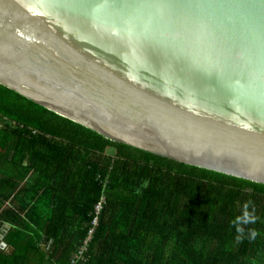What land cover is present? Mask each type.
Masks as SVG:
<instances>
[{"label": "water", "instance_id": "obj_1", "mask_svg": "<svg viewBox=\"0 0 264 264\" xmlns=\"http://www.w3.org/2000/svg\"><path fill=\"white\" fill-rule=\"evenodd\" d=\"M0 84L117 142L264 184V0H0Z\"/></svg>", "mask_w": 264, "mask_h": 264}, {"label": "trees", "instance_id": "obj_2", "mask_svg": "<svg viewBox=\"0 0 264 264\" xmlns=\"http://www.w3.org/2000/svg\"><path fill=\"white\" fill-rule=\"evenodd\" d=\"M3 181H25L0 207L13 197L33 256L44 237L62 250L49 264L71 263L102 197L81 264H264V184L117 142L0 84Z\"/></svg>", "mask_w": 264, "mask_h": 264}, {"label": "crops", "instance_id": "obj_3", "mask_svg": "<svg viewBox=\"0 0 264 264\" xmlns=\"http://www.w3.org/2000/svg\"><path fill=\"white\" fill-rule=\"evenodd\" d=\"M31 175L32 173H29V176ZM24 183L25 181H22L20 183V187L14 192H11L12 190L10 184L7 181H3V187H0L1 201H3L4 197L8 194H12L13 197L16 196L17 191L22 188ZM12 198L10 200L4 201V204L2 207H0V264H49L47 263V259L51 256L54 260L60 259L62 256V250L57 249L48 237H44L43 242L41 243V249L44 255L39 260V258L33 256L30 249L31 237H29L28 244H26L22 242L21 236H16L17 232H19L20 235L21 232L24 234L27 232L23 230L26 228V226L22 227L23 221L20 220V218L25 219V215L20 214L17 216V214H19L18 209L20 208H15L10 205L9 202L12 200ZM8 207L11 208V213L14 215L7 216L8 218L5 219L2 217V213L3 210ZM3 243L6 245L2 246ZM44 243L46 244L45 246ZM46 251H49V254H47ZM52 264L57 263L54 262Z\"/></svg>", "mask_w": 264, "mask_h": 264}, {"label": "built area", "instance_id": "obj_4", "mask_svg": "<svg viewBox=\"0 0 264 264\" xmlns=\"http://www.w3.org/2000/svg\"><path fill=\"white\" fill-rule=\"evenodd\" d=\"M105 201H106V197H102L101 201L97 205H95L93 217H92V221H91V226L88 230V234H87V236L84 240V243L81 246L80 250L78 251L77 254H75V257L72 260L71 264H81V262H83L85 260V252L88 249L90 240L93 237L95 229H97V227L100 224V216H101L102 211L104 209V202Z\"/></svg>", "mask_w": 264, "mask_h": 264}]
</instances>
